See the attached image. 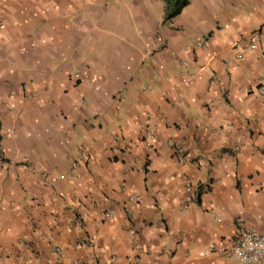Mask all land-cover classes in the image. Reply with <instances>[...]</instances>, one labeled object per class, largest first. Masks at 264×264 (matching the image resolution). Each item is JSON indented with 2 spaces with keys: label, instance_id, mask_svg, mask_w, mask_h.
<instances>
[{
  "label": "crops",
  "instance_id": "crops-1",
  "mask_svg": "<svg viewBox=\"0 0 264 264\" xmlns=\"http://www.w3.org/2000/svg\"><path fill=\"white\" fill-rule=\"evenodd\" d=\"M262 78L264 0H0V264H238Z\"/></svg>",
  "mask_w": 264,
  "mask_h": 264
},
{
  "label": "built area",
  "instance_id": "built-area-1",
  "mask_svg": "<svg viewBox=\"0 0 264 264\" xmlns=\"http://www.w3.org/2000/svg\"><path fill=\"white\" fill-rule=\"evenodd\" d=\"M255 38V35L253 36ZM201 44V42H199ZM258 92L264 102V78L260 80ZM142 139L149 146L152 140V134L149 130H144ZM81 158L84 154L80 155ZM188 186V185H187ZM133 201H139V198H132ZM192 199L187 196L185 205L191 203ZM84 206L80 205V211H84ZM108 214V217H112ZM58 252V250H55ZM208 251L218 256L233 258L238 264H264V230L257 231L246 228L232 239L219 244L210 243Z\"/></svg>",
  "mask_w": 264,
  "mask_h": 264
},
{
  "label": "trees",
  "instance_id": "trees-1",
  "mask_svg": "<svg viewBox=\"0 0 264 264\" xmlns=\"http://www.w3.org/2000/svg\"><path fill=\"white\" fill-rule=\"evenodd\" d=\"M164 5V21L169 22L190 4L191 0H161Z\"/></svg>",
  "mask_w": 264,
  "mask_h": 264
}]
</instances>
